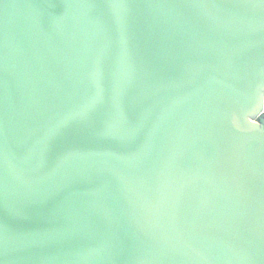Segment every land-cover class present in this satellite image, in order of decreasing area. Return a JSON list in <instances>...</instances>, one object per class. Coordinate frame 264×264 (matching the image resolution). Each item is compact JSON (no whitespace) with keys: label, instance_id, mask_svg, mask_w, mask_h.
Listing matches in <instances>:
<instances>
[{"label":"water","instance_id":"95a60500","mask_svg":"<svg viewBox=\"0 0 264 264\" xmlns=\"http://www.w3.org/2000/svg\"><path fill=\"white\" fill-rule=\"evenodd\" d=\"M0 264H264V0H0Z\"/></svg>","mask_w":264,"mask_h":264}]
</instances>
